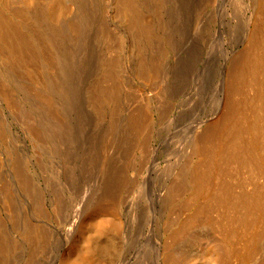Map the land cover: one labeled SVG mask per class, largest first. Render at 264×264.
<instances>
[{"label": "bare ground", "instance_id": "1", "mask_svg": "<svg viewBox=\"0 0 264 264\" xmlns=\"http://www.w3.org/2000/svg\"><path fill=\"white\" fill-rule=\"evenodd\" d=\"M0 264H264V0H0Z\"/></svg>", "mask_w": 264, "mask_h": 264}, {"label": "rangeland", "instance_id": "2", "mask_svg": "<svg viewBox=\"0 0 264 264\" xmlns=\"http://www.w3.org/2000/svg\"><path fill=\"white\" fill-rule=\"evenodd\" d=\"M198 79H199V77H198ZM201 80V82L200 81H198L197 79L195 80L196 81V83L197 82H200V83H198L197 84V86L196 85H192V83H189L188 85H189V87L186 85V90H187V92H188V90H189V92H190V95H192V94H194L195 92H197V98L198 99H202L204 96H205V93H204V88H205V85H206V83H207V81H205L206 80V78L204 79V78H200ZM203 81V82H202ZM205 81V82H204ZM195 83V84H196ZM194 84V83H193ZM193 87H192V86ZM201 86H202V88H201ZM204 86V87H203ZM192 87V88H191ZM196 89H195V88ZM188 88V89H187ZM198 88V89H197ZM193 89H195L194 90V93H193ZM186 92V93H187ZM189 92L187 93V95H189ZM201 93V94H200ZM182 99H185L186 100V97H182ZM202 101V100H201ZM181 110V112L183 113L182 115H181V113H179L178 115H177V113H176V119L174 118V119H172V122H170L169 123V125L168 126H166L165 128H164V131H163V133H162V136H163V138L165 137V138H167V139H161L160 141H157L156 143H155V146L156 147H158V146H160L161 145V147H162V152H160L161 153V155L159 156V158H158V162H160V163H163V161L166 159V158H168V153H166L167 152V150L169 149V147H170V149L173 151V152H177L178 150H179V148L181 147V146H185L186 147V145L187 144H182V143H184L185 142V139L187 138L188 139V137H189V127H190V125H191V122H192V115H191V113H189L188 111H185V109L183 110V108L182 109H180ZM183 110V111H182ZM179 117H180V119H179ZM182 120V121H181ZM175 121H177V123L175 122ZM179 121V122H178ZM175 123V124H174ZM180 123H182V124H180ZM190 123V124H189ZM174 124V125H173ZM185 124H187V125H185ZM170 125H172L171 126V128H170ZM167 127H169V129L167 128ZM177 127V128H176ZM167 128V129H166ZM175 128V129H174ZM171 129V130H170ZM176 129H178V130H176ZM188 129V130H187ZM169 131V132H168ZM176 132V134L177 135H175L174 133ZM182 133V134H181ZM165 134H166V136H165ZM172 135V137H171V135ZM174 134V135H173ZM180 135H181V137H180ZM184 135V136H183ZM185 135H187V136H185ZM177 137L178 138H180L179 140L177 139ZM172 139H173V141H175V142H173L172 141ZM182 139H183V142H182ZM187 139H186V143H187ZM164 140V141H163ZM170 140H171V142H170ZM166 141V142H165ZM167 141H169V142H167ZM178 141H181L180 143V146H179V144H178ZM163 142V143H162ZM164 143H166L167 144V146L164 144ZM169 143H171V144H169ZM177 143V144H176ZM158 144V145H157ZM160 144V145H159ZM165 146H164V145ZM176 144V145H175ZM177 146H179V147H177ZM164 149V150H163ZM165 151V152H164ZM170 152V151H169ZM166 154V156H165V154ZM164 154V155H163ZM164 156V157H163ZM154 175V174H153ZM153 175L151 176V182H150V180L148 181V183H146L144 186H143V188L140 190V191H138V192H140V194L142 195V196H145L150 190H152V186H153V184H154V186H153V188H155L156 186H160V184L162 183V181H163V179H161V178H163L161 175H159V177L158 176H154L153 177ZM161 179V180H160ZM156 181V183H153V181ZM154 181V182H155ZM161 181V182H160ZM152 185H151V184ZM148 184V186H146ZM156 185V186H155ZM147 188H146V187ZM151 188H150V187ZM145 187V188H144ZM149 187V188H148ZM144 189V190H143ZM148 189V190H147ZM147 192H146V191Z\"/></svg>", "mask_w": 264, "mask_h": 264}]
</instances>
